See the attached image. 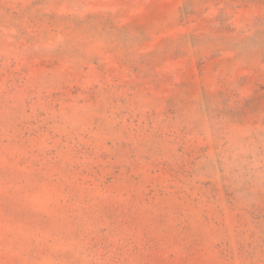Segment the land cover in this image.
<instances>
[{"label":"rangeland","instance_id":"1","mask_svg":"<svg viewBox=\"0 0 264 264\" xmlns=\"http://www.w3.org/2000/svg\"><path fill=\"white\" fill-rule=\"evenodd\" d=\"M0 264H264V0H0Z\"/></svg>","mask_w":264,"mask_h":264}]
</instances>
